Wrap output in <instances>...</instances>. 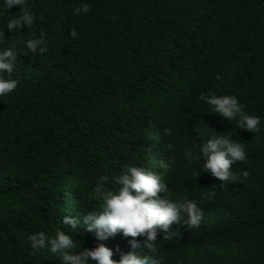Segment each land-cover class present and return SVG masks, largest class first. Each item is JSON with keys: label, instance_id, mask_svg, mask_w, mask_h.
I'll return each instance as SVG.
<instances>
[{"label": "trees", "instance_id": "trees-1", "mask_svg": "<svg viewBox=\"0 0 264 264\" xmlns=\"http://www.w3.org/2000/svg\"><path fill=\"white\" fill-rule=\"evenodd\" d=\"M28 3L29 28H5L16 6L0 18V50L21 52L10 77L18 86L0 97V264H60L47 251L32 254L27 236L41 230L70 232L77 252L104 244L118 260L117 248L133 251L122 233L99 240L83 223L76 230L62 223L97 211V178L124 165L163 174L174 197L187 195L204 211L196 228L171 225L173 240L158 231L157 252L141 255L162 264H264V0ZM83 4L90 11L76 15ZM41 32L47 52H22ZM201 93L237 96L261 117V130L212 113ZM216 131L230 132L248 154L246 165L232 167L249 175L226 190L209 172L193 177L198 165L184 156L189 147L198 156ZM168 158L164 171L158 160Z\"/></svg>", "mask_w": 264, "mask_h": 264}, {"label": "clouds", "instance_id": "clouds-1", "mask_svg": "<svg viewBox=\"0 0 264 264\" xmlns=\"http://www.w3.org/2000/svg\"><path fill=\"white\" fill-rule=\"evenodd\" d=\"M14 6L20 9L19 15L7 16L5 28L12 32L24 26H32L35 15L29 8L28 0H0V18H5L6 11ZM89 11L87 4L74 9L76 15L87 14ZM4 29L0 30V44L6 39ZM70 35L76 39L79 33L73 28ZM24 47V53L44 54L48 50L46 34L41 32L38 38L28 39ZM20 53L14 51L13 47L0 50V97L11 93L18 86L19 81L10 77ZM198 99L210 105L212 113L228 121H235L239 129L254 133L261 130V117L250 114L246 105L235 95L201 93ZM220 133L216 131L208 134L210 139L199 145L198 156L191 147L185 149L184 156L198 165V169L193 170V177H199L201 172H209L222 182L221 189L226 190L229 185L242 182L249 175L247 170L237 172L234 170L237 167H232L237 162L246 165L248 154L243 143L233 140L230 132L228 135ZM163 135L172 137V129L164 128ZM172 146L171 143L167 145L169 150ZM147 151L151 153L152 148L148 147ZM158 161L160 169H171L173 162L170 158ZM162 177L163 174H157L148 167L124 165L119 175H101L97 178L93 189V198L101 202L97 211L88 212L82 220L78 216H63L64 225H70L72 230H76L77 225L83 223L88 231H95L99 240L117 233H122L126 238L131 237L128 243L133 251L125 253L117 248L115 252L119 253L118 260L113 259L114 250L104 244L77 252L81 245H77L70 232L63 230H56L51 235L43 230L29 234L27 241L32 254L47 251L55 255L60 264H162L153 255H141L139 250L147 248L151 253H156L158 231L165 233L163 240H173L177 238L178 232L170 231L171 225L183 222L188 228H196L204 216L203 208L194 199L187 195L174 197L169 184ZM137 237L143 239L138 240Z\"/></svg>", "mask_w": 264, "mask_h": 264}, {"label": "rangeland", "instance_id": "rangeland-1", "mask_svg": "<svg viewBox=\"0 0 264 264\" xmlns=\"http://www.w3.org/2000/svg\"><path fill=\"white\" fill-rule=\"evenodd\" d=\"M134 192V191H133Z\"/></svg>", "mask_w": 264, "mask_h": 264}]
</instances>
